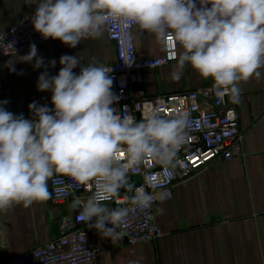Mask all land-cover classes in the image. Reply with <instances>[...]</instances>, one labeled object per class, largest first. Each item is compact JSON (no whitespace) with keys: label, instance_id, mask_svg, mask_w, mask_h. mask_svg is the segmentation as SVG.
I'll return each instance as SVG.
<instances>
[{"label":"clouds","instance_id":"9594fccd","mask_svg":"<svg viewBox=\"0 0 264 264\" xmlns=\"http://www.w3.org/2000/svg\"><path fill=\"white\" fill-rule=\"evenodd\" d=\"M31 22L44 39L70 48L119 27L127 49L132 39L127 30L138 26L162 45L180 46L177 78L188 65L213 80L218 98L227 95L233 103L240 101V83L259 79L264 68V0H41ZM34 58L35 68L45 66L33 43L19 59ZM123 62L130 67L134 58L126 55ZM59 63L57 75L50 76L45 66L38 77V90L52 93V108L33 101L28 105L32 118L26 119L7 111V101L0 102V212L49 200V181L63 185L62 177H68L56 194L66 197L69 189L92 184V194L74 197L70 208L79 210L78 222L115 239L129 212L148 210L154 200L130 182L129 174L152 159L172 176L181 165L178 153L192 120L187 111L166 118L152 109L137 122L114 107L120 97L112 91V68L82 67L70 55H62ZM49 64L55 67L56 61ZM77 66L79 74L73 71ZM122 188L134 192V208L110 209L105 202Z\"/></svg>","mask_w":264,"mask_h":264},{"label":"crops","instance_id":"0c3cea01","mask_svg":"<svg viewBox=\"0 0 264 264\" xmlns=\"http://www.w3.org/2000/svg\"><path fill=\"white\" fill-rule=\"evenodd\" d=\"M41 0H0V31L29 16ZM138 58L157 57L162 44L156 37L132 29ZM28 51L0 56V102L15 115L32 118L28 105L52 108L51 91L38 90V77L46 70L57 75L62 55L77 56L82 67L114 61L115 50L107 32L82 40L70 48L60 40L47 39L37 46L44 65L35 58L22 62ZM55 60V67L49 62ZM12 62L9 65V62ZM14 67L15 71L10 69ZM188 72L183 76L182 73ZM177 63L143 75L140 85L157 94L213 85L190 66L179 77ZM73 71L79 74L80 67ZM261 77L241 82L239 103H233L242 136L240 152L229 161L215 159L187 179L176 183L173 198L154 206V221L162 235L155 241L128 245L124 239L104 237L96 229L89 235L98 248L94 264H264V68ZM71 201L55 204L51 198L28 208L13 206L0 212V264L63 233L60 223L71 215Z\"/></svg>","mask_w":264,"mask_h":264},{"label":"built area","instance_id":"2783aa9c","mask_svg":"<svg viewBox=\"0 0 264 264\" xmlns=\"http://www.w3.org/2000/svg\"><path fill=\"white\" fill-rule=\"evenodd\" d=\"M22 18L17 23L0 31V56L28 51L31 44L36 47L46 41L35 31L31 17ZM132 26L127 31L131 36V46L125 49L119 27L106 30L108 39L114 46L115 59L106 64L112 68L109 74L113 78L112 91L120 97L114 105L118 112L127 111L137 122L143 120L152 109H157L166 118L181 111H187L192 120L185 144L178 153L181 161L172 176L164 171V166L152 159H147L136 174H129V180L136 188H142L154 196L152 206L148 210L130 211L125 223L118 226L119 235L115 239L124 238L125 243L134 245L140 242L155 241L162 232L154 221V206L161 201L173 198V189L178 182L187 179L193 172L201 170L215 159L229 161L233 155L240 152L241 134L238 129L235 108L229 104L227 95L221 100L216 95L213 85L200 86L175 92L151 94L140 85L143 75L149 70L157 69L170 63H177L182 49L179 45H162V53L157 57L138 58L132 35ZM126 55L134 58L129 67L123 62ZM122 159L126 156L122 155ZM64 184H54L49 181L51 201L62 204L73 201L74 197L87 198L94 191L92 184L69 189L66 197L58 196L56 189L64 187L70 178L62 177ZM134 192L121 189L117 197L105 202L111 208L133 209L130 197ZM72 210V209H71ZM78 211L72 210L69 217L62 219L60 229L63 233L49 241L14 256L11 264H94L98 248L89 235L94 228L78 222ZM111 227V225H108Z\"/></svg>","mask_w":264,"mask_h":264},{"label":"rangeland","instance_id":"374dc122","mask_svg":"<svg viewBox=\"0 0 264 264\" xmlns=\"http://www.w3.org/2000/svg\"><path fill=\"white\" fill-rule=\"evenodd\" d=\"M188 72H186V69H185V72L182 73L183 76L187 75ZM184 90V89H183Z\"/></svg>","mask_w":264,"mask_h":264},{"label":"snow or ice","instance_id":"6c2138e0","mask_svg":"<svg viewBox=\"0 0 264 264\" xmlns=\"http://www.w3.org/2000/svg\"><path fill=\"white\" fill-rule=\"evenodd\" d=\"M121 155H123V154H121Z\"/></svg>","mask_w":264,"mask_h":264},{"label":"water","instance_id":"95a60500","mask_svg":"<svg viewBox=\"0 0 264 264\" xmlns=\"http://www.w3.org/2000/svg\"><path fill=\"white\" fill-rule=\"evenodd\" d=\"M122 239H124V238H122Z\"/></svg>","mask_w":264,"mask_h":264}]
</instances>
